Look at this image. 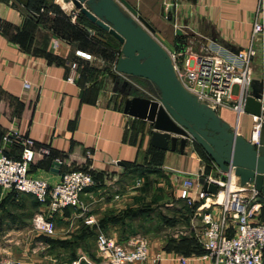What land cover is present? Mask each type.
<instances>
[{"label": "crops", "instance_id": "1", "mask_svg": "<svg viewBox=\"0 0 264 264\" xmlns=\"http://www.w3.org/2000/svg\"><path fill=\"white\" fill-rule=\"evenodd\" d=\"M25 1L0 0V140L8 132L32 140V178L54 185L63 174L83 170L95 184L80 195L78 207L52 218L51 236L32 227L34 214L45 211L33 196L0 190V264H71L82 256L96 260L98 233L116 242L143 236L150 264H212L205 256L204 201L198 197L203 191L199 180L219 174L212 161L191 142L183 154L178 145L174 151L152 147L150 124L123 113L124 79L114 70L120 51L115 38L71 3L31 0L26 7ZM125 1L166 50L177 51L176 40L184 49L213 43L233 54L252 46V80L262 79L264 0ZM256 21L262 31L254 36ZM128 82L138 96H148ZM232 98L231 104H238L237 86ZM217 114L251 142L252 116L228 107ZM21 151L17 141L3 146L13 159ZM185 182L191 184L189 201L180 197ZM211 211L216 216L218 208Z\"/></svg>", "mask_w": 264, "mask_h": 264}, {"label": "built area", "instance_id": "2", "mask_svg": "<svg viewBox=\"0 0 264 264\" xmlns=\"http://www.w3.org/2000/svg\"><path fill=\"white\" fill-rule=\"evenodd\" d=\"M1 25L0 19V29ZM261 31L262 24L256 21L253 26L254 36ZM166 51L176 76L187 91L207 102L216 111L228 107L237 115L243 113V98L253 79L256 51L252 46L236 54L213 43L198 50L188 47L183 51ZM72 68L75 70V65ZM67 81L72 83L74 79L69 77ZM235 86L239 89V102L232 105ZM24 88H29V84H24ZM261 124V118L253 117L251 142L254 144L258 142ZM13 141H17L22 147L18 159L10 158L3 152V146ZM32 145V140L22 138L16 132H8L3 136L0 146V190L33 196L45 211L34 214L32 227L41 235L51 236L55 230L52 218L66 208L78 207L80 195L94 186L95 180L83 170L63 174L54 185L30 177L29 166L34 157ZM225 176L224 181L220 179V172L215 177L204 178L207 183L217 187L215 195L203 191L198 194L199 199L204 201L200 209L203 211L202 223L205 227V256L212 264H264V221L254 220L258 204L250 205L246 196L250 194L254 199L260 194L253 185L240 186L232 172ZM190 186V182L184 183L180 194L182 199L190 200ZM212 207L218 208L217 217L211 211ZM87 223L92 224L93 220L88 218ZM230 231L233 232L231 236L228 234ZM96 248V260L82 256L71 264H150L148 242L140 236L116 242L105 234L98 233Z\"/></svg>", "mask_w": 264, "mask_h": 264}, {"label": "water", "instance_id": "3", "mask_svg": "<svg viewBox=\"0 0 264 264\" xmlns=\"http://www.w3.org/2000/svg\"><path fill=\"white\" fill-rule=\"evenodd\" d=\"M59 2L71 3L91 24L119 42L114 70L124 79L122 111L150 124L152 147L174 151L178 145L183 154L188 142L194 143L219 170L222 181L232 172L240 186L253 185L264 199V75L261 80L251 81V91L242 103L243 113L262 119L258 142L254 144L239 136L212 106L183 87L169 54L153 37L154 29L125 0ZM128 81L148 96H130L124 89L137 88ZM199 184L203 192L217 193V187L204 178Z\"/></svg>", "mask_w": 264, "mask_h": 264}, {"label": "rangeland", "instance_id": "4", "mask_svg": "<svg viewBox=\"0 0 264 264\" xmlns=\"http://www.w3.org/2000/svg\"><path fill=\"white\" fill-rule=\"evenodd\" d=\"M104 40H105L104 42L105 45L109 46V42L107 41V39H104ZM246 196L250 200V205L258 204V207L255 209V213H254V220L264 221V201L258 198L253 199L250 194H246ZM140 237H143V236H140Z\"/></svg>", "mask_w": 264, "mask_h": 264}, {"label": "trees", "instance_id": "5", "mask_svg": "<svg viewBox=\"0 0 264 264\" xmlns=\"http://www.w3.org/2000/svg\"><path fill=\"white\" fill-rule=\"evenodd\" d=\"M31 0H29V1H25V6L26 7H29L30 5H31ZM50 9H53L54 10V8L53 7H49ZM175 47H176V50L177 51H183L184 50V46L179 42V40H176L175 41ZM141 85H144L145 86V84L143 83V82H139ZM125 91H128L129 93H131L132 95H134V96H137V95H140V93H138L137 91H135V90H126L125 89ZM3 138V137H2ZM2 138H1V140H0V144L2 143Z\"/></svg>", "mask_w": 264, "mask_h": 264}]
</instances>
